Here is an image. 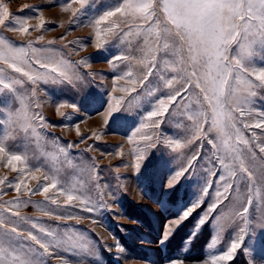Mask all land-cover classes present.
<instances>
[{
	"label": "snow or ice",
	"instance_id": "snow-or-ice-1",
	"mask_svg": "<svg viewBox=\"0 0 264 264\" xmlns=\"http://www.w3.org/2000/svg\"><path fill=\"white\" fill-rule=\"evenodd\" d=\"M97 3L98 0H66V3L59 6L65 12L71 11L69 23L76 25L86 15V10L96 8ZM73 5L78 7L73 8ZM105 5L109 3H103L101 6L104 10L89 16L84 26L93 28L94 47L97 51L106 50L109 43L122 45L121 53L107 62L112 67H115L113 60L124 65V70L116 79L125 80L132 87L120 90L131 95L137 92V88L145 89L144 101L151 108L144 118L150 124L141 123L132 136L128 137V141L135 143V137L143 128H160L163 121L154 118L171 116L177 109L178 115L186 116L192 122L185 126L188 134L183 138L165 137L162 141L174 153L185 157L178 170L169 178L168 188L174 187L186 174L193 173L201 159L199 150L203 147V142L211 145L210 162L214 161V167L219 165L221 172L220 175L215 172L211 175L222 182L223 192L217 191V202L208 209V213L217 212L226 200L233 204L230 196L235 197L236 204L227 211L233 221L237 218L242 220L244 227L228 243L226 250L221 253L211 252L204 264H229L242 248L251 228L264 227V212L257 219L256 225H251L249 221L253 196L264 187V110L257 111L253 107L258 90H264V0H116L110 6ZM0 9V28L18 31L26 36L32 30L55 31V28H46L43 16H16L9 13L3 4H0ZM34 11L42 12L43 9L35 8ZM36 18L40 20V24L32 28L28 25V20ZM64 38L65 36L60 37ZM39 40H43V36ZM54 43L56 41L48 42L49 45ZM32 45L33 42H29L26 48L0 36V65H3L0 67V94L8 97L5 106L0 107V113L6 115V119L0 120V124L5 125L0 131V159L6 158L3 159L4 165L17 173L13 180L0 178V199L7 194L5 188L17 193L14 200L0 204V264H47L45 257L63 259L55 255L56 251L65 245L68 250L73 248L70 241L75 237L68 235L67 229L60 232L55 226L45 227L38 220L21 216L22 206L32 203L30 199H23L25 195H42L46 202L57 208L65 205L73 207L72 202L79 201L85 204L82 211L93 214L102 207H110L99 200L93 204L90 198L85 202V198L74 194L70 186H64L68 184L67 180L62 185L61 169L55 167L57 157H48L47 152L43 151L39 155L35 152L30 155L28 151L18 154L8 145L9 140H15L23 133L26 148L33 142L39 146L41 133L38 129L62 126L49 125L42 113L31 110L32 105L40 107L35 97L41 82L74 84L84 79L73 65L61 58L58 54L60 50L47 47L36 49ZM79 64L88 66L87 59ZM33 65H39L45 71H39ZM136 65L142 66L143 70L135 71ZM10 73L19 75L13 76ZM21 77L26 78L33 87L25 89V79ZM115 90L114 88L113 91ZM157 93L164 95L158 96ZM141 95L133 96L128 102L129 107L133 102H137L139 106ZM111 99L110 97L108 100L105 127L109 125L113 114L122 110L121 101L117 100L113 105L110 103ZM66 106L62 102L56 108L65 119L69 117H65L60 109ZM71 106L73 111L78 110L75 105ZM170 108L172 112L169 111ZM177 126L180 124L177 123ZM76 131L81 136L78 124ZM246 132L250 135H245ZM210 133H214V136H210ZM154 135L156 140H153V135L146 133L141 135V139L152 141L148 147H155L161 138L159 134ZM92 136L100 138L98 134L92 133L91 136H81L80 142L83 143ZM197 140L201 143L195 149L181 153V149L190 147ZM76 146L69 143L67 148ZM91 149L92 145H89V150ZM58 152L63 155L66 164L80 172H88L89 179H95L93 173L99 175L98 164L93 163L89 167L83 161L74 162L64 148H58ZM42 157L55 169L54 173L43 171L41 164L30 165V160L39 161ZM145 158L146 153L142 151L136 155L134 167L137 172ZM63 167L64 164L61 165ZM119 167L115 169L117 172ZM37 173H41L42 177L38 178ZM28 175L38 181L35 188L25 183ZM22 186L26 191H22ZM208 191L206 180L201 188L203 196H207ZM60 196L64 197V205L58 204ZM203 196H199L178 219L168 222L161 243L200 208ZM112 198L114 200L113 195ZM37 206L39 207V202ZM43 215L57 220L91 219L93 223H97L93 216H62L55 209L43 210ZM218 215L220 213L217 212ZM205 222L206 217H202L198 221V227ZM219 230H222V226ZM25 238L30 243H25ZM216 244L217 239H213L210 249L214 250ZM114 248L117 253L124 251L118 241ZM80 250L89 257L95 256V250L91 246ZM170 264L185 262L173 260Z\"/></svg>",
	"mask_w": 264,
	"mask_h": 264
},
{
	"label": "rangeland",
	"instance_id": "rangeland-1",
	"mask_svg": "<svg viewBox=\"0 0 264 264\" xmlns=\"http://www.w3.org/2000/svg\"><path fill=\"white\" fill-rule=\"evenodd\" d=\"M105 2L109 3L105 5L107 7L116 0H98L96 8L87 9L86 15L80 18V22L71 25L69 23L71 11L65 12L59 6L66 3V0H0V4L5 5L9 13L16 16H43L46 28H55V31L32 30L27 36L18 31L0 28V36L26 48L29 42H33L32 46L36 49L46 47L58 49L61 58L73 65L75 70L84 77L74 84L41 82L35 97L40 107L36 108L32 105L31 110L42 113L49 125L62 126L38 129L41 133L39 146L33 142L26 148V142L22 139L24 134L20 133L15 140L8 141L10 149L18 154L28 151L30 155L33 152L39 155L43 151L47 152L48 157H57L55 167L61 169L62 185L67 180L68 184L64 186H70L74 194L85 198V202L90 198L93 204L99 200L105 206H110L102 207L93 214L82 211L85 204L79 201H73V207L65 205L57 208L50 202H46L42 195H25L23 199H30L32 203L26 207L22 206L21 216L38 220L45 227L55 226L60 232L67 229V234L75 237L70 241L73 245L71 250H68V246L65 245L64 248L56 251L55 255L63 259L45 257L47 264H65V262L66 264H170L173 260H183L185 264H204L211 252L221 253L226 250L228 243L235 239L239 229L244 227L242 220L237 218L233 221V217L227 211L236 204V199L230 196L233 204H229L227 200L224 201L217 209L220 215L217 216V212L208 213V209L217 202V191L223 192V186L221 181L211 175L212 172L216 175H220L221 172L219 165L214 167V161L210 162L212 147L206 141L199 150L201 159L197 162L193 173L186 174L174 187H167L169 178L178 170L185 157L174 153L162 141L165 137L168 139L183 138L188 134L185 126L192 123L186 116L177 114L179 109L171 116L154 118L163 121L161 127L158 129L143 128L141 133L135 137V143H129L128 137L132 136L141 123L150 124V121L144 118L151 108L144 101L145 89L137 88V92L131 95L120 90L132 87L125 80L116 79L124 70V65L120 61L113 60L115 67H112L107 62L121 53L122 45L109 43L106 45V50L97 51L94 47L93 28L84 26L89 16L104 10L101 5ZM72 7L76 8L78 5ZM35 8H41L43 11L36 12ZM39 24L38 18L28 20V25L32 28ZM70 28L73 30L69 31ZM40 36H43V40H39ZM62 36L65 38L60 39ZM49 41H56V43L49 45ZM65 45L68 47H64ZM29 55H31L30 49ZM86 59L88 66L79 64L80 61ZM33 68L45 71L40 69L39 65H33ZM142 70V66L136 65L135 71ZM89 73L93 75H88ZM21 79H25V89L33 87L26 81V78L21 77ZM114 88L115 91H113ZM138 94H142L139 106L137 102H133V105L129 107L128 102ZM157 95L163 96L164 93H157ZM110 97L112 98L110 103L113 105L117 100L121 101L122 110L114 113L109 125L105 127L104 121L108 118L106 113ZM7 98L6 95L0 94V107L5 106ZM152 99L154 100L155 97ZM62 102L67 106L61 108L60 112L64 113L65 117H69L67 119L56 111ZM72 104L76 106L77 111H73ZM16 106L19 107L18 104ZM253 107L257 111L264 110V90H258ZM169 111L172 112V108ZM3 119H6V115L0 113V120ZM177 123L180 124L179 127ZM77 124L81 136L87 137L96 133L100 138L96 139L92 136L91 139L81 143V136H78L76 131ZM4 127L5 125L0 124V131ZM145 133L153 135V140H156L154 134H159L161 141H158L155 147H148L152 141L141 139V135ZM245 135H250V133L246 132ZM210 136H214V133H210ZM69 143L77 146L69 149L67 148ZM200 143L201 141L197 140L190 147L180 151L188 153ZM89 145H92L91 150H89ZM58 148H64L74 162L83 161L89 167L93 163L98 164L99 175L93 173L95 179L92 180L89 179L88 172H80L72 165L66 164ZM141 151L146 153V158L141 162V168L137 172L134 165L136 155ZM102 152L113 154L103 155ZM3 159H0V178L7 177L8 180H13L17 173L10 167H6ZM36 164H41L43 171L55 172V169L43 157L39 161L30 160V165L35 166ZM62 164H64L63 168H61ZM117 166H120L118 172L115 170ZM37 177L41 178L42 174L37 173ZM206 180L209 191L207 196H203L201 188ZM37 182L31 175L25 178V183L31 188H35ZM40 182H43L42 179ZM4 191L7 194L0 199V204L14 200L17 195L13 189L5 188ZM22 191H26L23 186ZM199 196H203L200 208L177 226L168 239L161 243L168 222L178 219ZM253 199L254 203L249 209V221L254 226L257 219L261 218V213L264 212V187L259 190L258 194H254ZM37 202H39V207ZM58 204H65L63 196L58 197ZM48 209H55L62 216H93L97 223H93L91 219L57 220L49 218L43 215V210ZM202 217H206V222L198 227V221ZM221 226L222 230L218 231ZM197 227L198 231L194 234ZM213 239H217L214 250L209 247ZM117 241L124 250L123 253L115 251L114 245ZM24 242L30 243L26 238ZM87 246L95 250V256L89 257L80 250ZM237 256L244 257L248 264H264V227L251 228L242 248L237 251L233 260Z\"/></svg>",
	"mask_w": 264,
	"mask_h": 264
},
{
	"label": "trees",
	"instance_id": "trees-1",
	"mask_svg": "<svg viewBox=\"0 0 264 264\" xmlns=\"http://www.w3.org/2000/svg\"><path fill=\"white\" fill-rule=\"evenodd\" d=\"M230 264H248L244 257L237 256Z\"/></svg>",
	"mask_w": 264,
	"mask_h": 264
}]
</instances>
